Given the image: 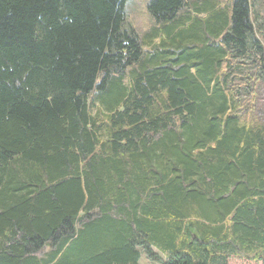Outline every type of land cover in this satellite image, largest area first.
<instances>
[{"label":"trees","instance_id":"16d2710c","mask_svg":"<svg viewBox=\"0 0 264 264\" xmlns=\"http://www.w3.org/2000/svg\"><path fill=\"white\" fill-rule=\"evenodd\" d=\"M126 3L0 0V264H264V12Z\"/></svg>","mask_w":264,"mask_h":264},{"label":"rangeland","instance_id":"374dc122","mask_svg":"<svg viewBox=\"0 0 264 264\" xmlns=\"http://www.w3.org/2000/svg\"><path fill=\"white\" fill-rule=\"evenodd\" d=\"M149 0H127L125 6V12L127 16V24L131 26L136 33L143 38L147 31L151 30L153 23V18L149 14L147 9V4ZM253 0L255 8L258 10V16L264 12V4L261 9L258 7L260 0ZM264 1V0H263ZM264 87V82H263ZM95 105L91 104V111L94 112ZM141 256L139 258V264H158L156 261L148 259L145 252L139 249ZM228 264H262L260 261H248L246 259L231 255L228 259Z\"/></svg>","mask_w":264,"mask_h":264}]
</instances>
